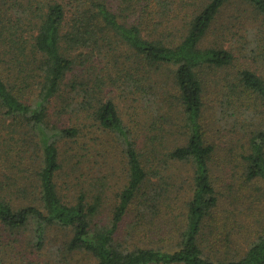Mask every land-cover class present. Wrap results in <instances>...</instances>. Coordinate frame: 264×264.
I'll return each instance as SVG.
<instances>
[{
	"label": "trees",
	"instance_id": "16d2710c",
	"mask_svg": "<svg viewBox=\"0 0 264 264\" xmlns=\"http://www.w3.org/2000/svg\"><path fill=\"white\" fill-rule=\"evenodd\" d=\"M75 255L264 264V0H0V264Z\"/></svg>",
	"mask_w": 264,
	"mask_h": 264
},
{
	"label": "rangeland",
	"instance_id": "374dc122",
	"mask_svg": "<svg viewBox=\"0 0 264 264\" xmlns=\"http://www.w3.org/2000/svg\"><path fill=\"white\" fill-rule=\"evenodd\" d=\"M89 131L91 133L87 135L88 138L101 136V132L96 129H92V130L88 129V132ZM106 140H107L106 138L100 137L96 141V144H93L95 146L94 149H92L89 152L80 151V154L78 156L80 157L79 160L83 159L86 168L92 169L90 176H93L95 169H97L96 165L92 168L93 161L94 160L99 161L102 164V167L98 169L96 176L99 177V179H103L107 183L106 185L108 188H110L111 192H114L118 190L119 188L118 186L120 185L121 182L122 164L119 161L120 158L118 154L119 152L117 153L116 150L113 149L111 145L107 143ZM63 148H65V146H63ZM76 161L77 159H74L73 164H75ZM171 171H173V173H175L179 179L185 180V182L183 183L184 185L183 189H186V191L184 192H187L189 189L187 183V177L189 172H187V168H185L182 165L176 164V166H174V168L171 169ZM73 262L74 264H91V260H89V256H84V255H75L73 257Z\"/></svg>",
	"mask_w": 264,
	"mask_h": 264
}]
</instances>
